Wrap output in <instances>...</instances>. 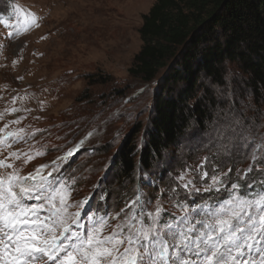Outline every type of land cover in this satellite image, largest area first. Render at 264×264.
I'll return each instance as SVG.
<instances>
[{
  "label": "rangeland",
  "instance_id": "obj_1",
  "mask_svg": "<svg viewBox=\"0 0 264 264\" xmlns=\"http://www.w3.org/2000/svg\"><path fill=\"white\" fill-rule=\"evenodd\" d=\"M156 1L0 0V178L36 176L39 169V181L26 179L25 187L44 183L41 177L63 181L68 212L80 213L81 231L90 216L115 217L105 236L128 214L137 216L132 224L151 228L147 213L159 205L155 228L166 239L194 229L190 250L169 247L168 264H202L214 244L226 264H264V203H257L264 194V102L256 106L241 96L239 68L229 66L226 85L212 88L219 110L207 132L193 127L151 170L139 167L140 155L129 177L114 166L134 131L141 152L152 117L158 81L145 84L129 70L143 46V17ZM100 73L110 82L91 86L87 77ZM25 202L47 207L35 197ZM222 206L239 213L233 222L244 231L236 245L213 230Z\"/></svg>",
  "mask_w": 264,
  "mask_h": 264
},
{
  "label": "trees",
  "instance_id": "obj_2",
  "mask_svg": "<svg viewBox=\"0 0 264 264\" xmlns=\"http://www.w3.org/2000/svg\"><path fill=\"white\" fill-rule=\"evenodd\" d=\"M140 37L130 75L145 84L158 81V88L143 149L133 144L134 131L115 158L124 178L139 155V167L151 170L193 127L207 132L219 110L212 88L226 85L229 66L243 74L241 96L256 106L264 102V0H157L143 17ZM87 78L91 86L111 79L102 73Z\"/></svg>",
  "mask_w": 264,
  "mask_h": 264
},
{
  "label": "snow or ice",
  "instance_id": "obj_3",
  "mask_svg": "<svg viewBox=\"0 0 264 264\" xmlns=\"http://www.w3.org/2000/svg\"><path fill=\"white\" fill-rule=\"evenodd\" d=\"M0 166L5 165L0 163ZM40 171L37 170L36 176ZM36 176L21 178L13 174L0 178V264H168L170 246L190 250L188 245L192 239L188 233L194 229L169 232L167 239L156 231L155 224L161 211L159 205L155 213H147L153 222L151 228L132 224L130 221L136 220L137 216L128 214V219L107 236L103 234L110 227L107 221L115 217L101 216L93 220L90 216L88 228L81 231L84 225L79 222L80 213L68 212L69 194L64 182L57 185L41 177L44 183L32 187L23 185L24 180H35ZM190 183L188 181L183 186L187 188ZM213 183H216L215 177ZM34 197L44 201L47 207L25 202ZM137 200L139 197L132 204ZM257 203H264V194ZM41 210H46L48 215L41 218ZM214 215L216 226L206 227H213L222 234L226 244L236 245L237 232L244 231L233 222L240 219L239 213L222 206ZM260 219L264 222V215ZM218 253L219 246L214 244L213 250L205 253L202 264H226L223 254ZM179 264H188V261L180 259Z\"/></svg>",
  "mask_w": 264,
  "mask_h": 264
},
{
  "label": "water",
  "instance_id": "obj_4",
  "mask_svg": "<svg viewBox=\"0 0 264 264\" xmlns=\"http://www.w3.org/2000/svg\"><path fill=\"white\" fill-rule=\"evenodd\" d=\"M80 151V149H75V152L78 153Z\"/></svg>",
  "mask_w": 264,
  "mask_h": 264
},
{
  "label": "bare ground",
  "instance_id": "obj_5",
  "mask_svg": "<svg viewBox=\"0 0 264 264\" xmlns=\"http://www.w3.org/2000/svg\"><path fill=\"white\" fill-rule=\"evenodd\" d=\"M38 181H39V180H36V179L34 180V182H38Z\"/></svg>",
  "mask_w": 264,
  "mask_h": 264
}]
</instances>
